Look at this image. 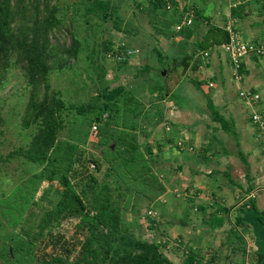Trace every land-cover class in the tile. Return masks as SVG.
<instances>
[{"label":"rangeland","instance_id":"rangeland-1","mask_svg":"<svg viewBox=\"0 0 264 264\" xmlns=\"http://www.w3.org/2000/svg\"><path fill=\"white\" fill-rule=\"evenodd\" d=\"M77 1L80 0H52L53 3H60L63 6L61 15L64 14L65 17V22L55 28L52 35L53 41L69 44L72 41V32L75 31L82 40V47L77 57L71 56L67 65L63 68L53 69L50 75L52 86L61 91L67 105L63 113L65 125L61 129L60 138L75 140L79 144L78 154L81 152V159H77L74 163L75 174L69 172L76 188L87 193L91 198L94 187L100 188L105 182L112 186L118 184L121 186V182H124L117 174L107 175L104 168L96 170L94 162L90 163V156H102L98 143L99 137L95 135L96 132L93 129V125H99V123H97L98 120L91 119V117L94 118V113L99 110H93L89 105V113L83 115L78 113L76 107L71 106V104H81L82 102L89 103L94 94L103 92L105 86L112 88L123 85L124 92L120 95V100L116 105L118 112L113 111L107 120H100V129L103 124L109 123L108 127L114 129L118 127L123 131H136L140 143L149 142L151 146L152 154L147 151V155L155 158V154H157L158 162H153V164L159 176L163 174L162 169L164 168L174 174L172 176L175 178L178 173L179 179H184L180 173H184L186 170L192 172L193 175L200 173L198 176L204 178L201 182H203L202 188L205 191L212 189L215 191L217 188L231 192L238 189L242 193L240 197H243L246 193L251 194V189L256 187L252 192L259 196L258 194L264 190V149L260 150L257 155H252L250 162H248V158L244 159V154L240 153L243 148L249 150L251 138L255 139L252 137L253 126L251 124L253 121L250 111L254 107L261 108L259 100L250 107L240 96L239 90L242 87L238 90L239 83L233 81H236V77L232 62L231 78L233 80H228V76L225 78L213 76L208 72V69L205 70L202 65L205 64L207 55L202 53V49L198 45V41L202 37L199 29L194 40L183 41L179 34L184 31V27L187 25H184L182 29L176 27L177 23L186 15L191 14L194 19V24L192 23L194 29L202 24L206 25L208 18L206 19L203 8L207 4H194L195 0L193 2L189 0L188 5L185 6L182 5L184 0H165L166 5L154 8L150 0H120L118 11L121 12V18L116 25L112 17L103 21L99 16L84 14L83 5L78 4ZM137 1H142L143 6L150 7V9H141V6L136 3ZM113 16L116 17V14ZM176 17L179 19L177 22ZM228 21L229 19H226L223 22L226 25ZM167 32H170V36L165 35ZM256 40H263V38ZM122 45L127 46L126 52L125 49H120ZM185 50H187L186 54L188 55L189 51L192 57L189 63L184 62V65H181L183 62L180 63L179 59ZM127 51L130 53L128 56ZM195 64L197 65L195 66ZM134 72L136 75L132 77ZM242 79H245L243 74L237 80ZM195 80L200 85H197ZM216 80L218 83L211 85L210 81L215 82ZM132 81H136V84L131 83ZM160 85L165 94L163 96L160 93ZM29 95L30 85H28L21 66L17 63L12 64L0 86V212L2 214L0 228L4 231L5 237L13 232L25 235V231H28L29 234L25 236L32 235L33 238H36L35 247L47 253L63 254L65 247L67 245L71 247V243L75 242L69 258L73 260L79 256L80 252L78 238H82L84 235L82 232H75V223L78 222V217H66L59 226L54 228L51 235L45 231L43 237L38 236V230L35 229L40 216L60 196L61 186L57 181L51 182L46 176H43L36 183L37 187H35V183L32 184L35 187L34 202L28 206L22 216H19L20 220L15 225L13 215L22 212L20 201L26 195V192L24 195V188L21 186L35 164L21 155L8 157V154L13 149L27 146L35 131V125L29 128L22 125V117ZM208 96H211L219 111L227 119L231 122L234 121L235 131L224 129L219 121L213 119V112L208 106ZM105 111L107 110L101 111L100 109L103 118L107 116ZM150 116L153 120H160V118H163L164 121L169 120V123L166 124L167 130H170V126L173 127L176 123L190 124L189 126L193 127L195 131L191 135H196V143H192L194 147L190 150L196 155H201L200 158L207 157L206 170H203L202 163L196 164L195 162H190V164L187 162L186 167H184V163L180 164L174 160L162 164L164 158L172 159L173 151L167 148V145L163 149H158L165 136L162 131L163 125H159L162 129L156 128L155 130L153 124L147 126ZM142 128H144L143 131ZM88 130L87 136L86 131L88 132ZM70 134L72 135L70 136ZM237 139L240 140V144L236 142ZM241 140L245 145H242ZM178 141L179 139H175L174 144ZM209 141L218 142V150L221 153L212 151L213 148L208 151L206 146L211 144ZM224 142L227 146L224 145ZM262 143L264 146V140ZM224 153L226 154L224 155ZM87 160L89 162L86 167ZM194 164L197 168L195 171L192 168ZM90 172L95 174L96 181L90 180ZM230 177L233 178L232 181ZM171 182L173 189L181 185L175 179H172ZM180 182L185 181L180 180ZM250 183L254 184L251 188ZM239 184L242 185L238 187ZM192 186L190 184L186 188L183 185L177 191L181 190L180 192L185 194V191L190 190ZM117 192L115 190V194ZM208 193L212 195V193ZM246 196V200L252 199L250 196ZM256 196L254 197L256 198ZM240 197H235L233 204L238 202ZM123 199L120 198L121 204ZM135 202L139 212L137 217H134L131 209L123 211V217H126V220L130 222L129 226L135 229L142 238L155 239L169 257L177 264H183L189 253L190 240L187 237L183 240L179 239L184 238V233L176 235L177 231L181 230L182 232L186 229L179 220L183 214L182 206L176 205L177 200L169 205H161V207L158 203H155L153 207L149 206L141 198ZM191 206L193 207V204ZM150 209L153 211L152 213L149 212ZM233 216L236 215L233 214ZM171 227L174 229L171 230ZM57 237L69 242L62 241L61 246H64L59 250H54V242ZM44 240L49 241V244H45ZM247 241L244 238L241 241L242 244L237 242L231 251L228 248L225 253L223 252L224 248L221 249L220 246L221 254L212 257L208 253L206 260L197 257L198 264H250V249L248 250L250 247L247 246ZM10 249L12 250L11 246ZM207 250L204 248L203 252ZM203 256H206V253Z\"/></svg>","mask_w":264,"mask_h":264},{"label":"trees","instance_id":"trees-1","mask_svg":"<svg viewBox=\"0 0 264 264\" xmlns=\"http://www.w3.org/2000/svg\"><path fill=\"white\" fill-rule=\"evenodd\" d=\"M150 1L154 8L166 5L165 0ZM119 2L120 0L77 1L78 4L83 5L84 14L99 16L103 21L112 17L114 24L121 18V12L118 11ZM136 3L141 9H150L143 6L142 1ZM243 7L244 4L234 6L232 16L241 15ZM62 9L64 8L60 3H53L52 0H0V86L10 66L14 63L19 64L30 85V95L22 117V125L25 128L35 125L29 144L13 149L8 154V157L21 155L35 164L21 186L26 195L20 201L22 212L13 215L15 225L20 220L19 216H22L28 206L34 202V188L37 187L39 178L46 176L51 182L57 181L61 190L58 200L40 216L35 227L38 236L43 237L45 231L51 235L63 219L76 216L79 220L75 223V232L84 234L82 238H78L80 252L79 256L70 260V252L74 249L72 247L75 242L71 243V247L67 245L63 254L47 253L35 247L36 238L32 235L25 236L29 234L28 231H25V235L13 232L5 237L4 231L0 228V263L177 264L160 248L159 242L155 239L142 238L129 226L130 222L126 217H123V211L128 209H131L134 217H137L139 214L135 202L137 199L141 198L153 207L157 197L165 189L164 181L154 168L155 160L151 155H147V151L152 154L149 143H140L136 131H123L118 127L114 129L108 127L109 123L103 124L100 129V120H107L113 111L118 112L116 105L124 92L123 85L112 88L105 86L103 92L94 94L89 103L82 102L71 106L76 107L78 113L83 115L89 113V105L93 110H99L91 119L98 120L99 123L95 135L99 137L102 156H90V163L94 162L96 170L104 168L107 175L117 174L124 182H121V186L120 184L112 186L105 182L100 188L94 187L90 198L87 193L78 190L72 180L69 172L75 174L74 163L77 159H81V152L79 154L77 152L78 142L60 138L61 129L65 125L63 113L67 105L61 91L52 86L50 75L53 69L67 65L71 56L77 57L82 47V40L73 31L71 43L53 41L55 28L65 22L64 14L61 15ZM114 14L116 17L113 16ZM229 39L230 33L225 26L211 23L198 44L200 48L205 49L225 43ZM126 48L127 46H120V49L125 51ZM253 54L263 57L255 52ZM243 69L244 61L240 70ZM195 82L200 85L198 81ZM159 88L161 96L165 95L161 85ZM207 100L213 112V119L219 121L224 129L235 131L234 123L219 111L212 98L208 96ZM100 109L107 110L105 111L107 116L103 118ZM88 133L89 130L86 131L87 136ZM88 162V160L85 162L86 167ZM90 180L96 181L94 173L90 172ZM115 190L118 191L117 194ZM250 197L254 199V196ZM120 198H124L122 204L119 202ZM252 199L248 200L249 205L255 207ZM1 223L0 221V227ZM238 231L232 230L233 238L238 240V244H242L244 236ZM61 237L55 239L54 250L64 246H61V242L64 241ZM44 241L45 244H49V241ZM188 246L189 253L183 264H198L196 249L192 245Z\"/></svg>","mask_w":264,"mask_h":264},{"label":"crops","instance_id":"crops-1","mask_svg":"<svg viewBox=\"0 0 264 264\" xmlns=\"http://www.w3.org/2000/svg\"><path fill=\"white\" fill-rule=\"evenodd\" d=\"M184 1L185 2H183L182 5L187 6L189 0H184ZM191 1L193 2L194 0ZM195 1L196 2H194V4H199V5L207 4L206 7L203 8V13L206 15V19L208 18L206 20L208 23L206 25L202 24L197 29H194L192 27L194 24V19H193V24H191V26L190 25L185 26L184 31L181 34H179L181 35L180 38L183 41H191L192 39L194 40L196 34L198 33V29H199V33H201V35L203 36L209 24L211 23L225 26V23L223 21L229 18H233L235 22L234 25L236 29L239 30V33L243 38L249 40L250 39L256 40L257 38H263L264 40V1L263 0H219V1L195 0ZM238 4H244V7L242 9L243 13L241 15H237L233 17L232 16L233 7ZM190 16L193 17L192 14ZM209 19L212 21H210ZM177 21H179V19L176 17V22ZM169 34L170 32H167L165 35H169ZM201 49H202V53H204L203 52L204 49L203 48ZM205 49L209 50V55H207V60L205 64L202 65L203 67H205V70L208 69V72L211 73V75L213 76H218V77L223 76L224 78L228 76L229 77L228 80L232 79L231 56L230 53L225 49L223 43L215 44ZM186 53L187 50H185L183 56L179 59L180 63L183 62L181 65H184V62L185 63L190 62L192 55L189 51H188V55ZM128 55H130V53L127 54V56ZM196 65L197 64H195V66ZM242 73H243V77H245L244 80L243 79L237 80L236 78L235 81L232 79L235 83H239L238 90L240 89V87H244V86L252 87L253 89H255L256 92L259 93V102H258L259 107L264 108V58L258 57L253 53L247 55L244 60V69ZM135 75L136 72L132 73V77H134ZM146 76L148 77V74ZM218 80H216L215 82L210 81L211 85H214V83L216 82L218 83ZM135 82L136 81H132L131 83L136 84ZM252 110L253 108H251L250 111L251 118H252ZM134 118L136 117L134 116ZM167 123H169V120L164 121L163 118H160V120L159 119L153 120L152 117L150 116L147 125L149 126V124H153L155 127L154 130L156 128L162 129V127L161 126L159 127V125H163L162 131L164 132L165 136L161 141V145H159L158 149H163L164 146L167 145V148L172 149L173 157L171 156L172 159L164 158L162 164H165L166 162L170 163L171 160H174L177 161V163L179 162L180 164L184 163V167H186L187 162L189 164L190 162L193 163L195 162L196 164L202 163L203 170H206V166L208 164V161L206 159L207 157L200 158L201 155L200 156L196 155L190 150L193 148H189L190 146L194 147L193 144L196 143L195 142L196 135L194 134L191 135V133L195 132L193 130V127H190L189 126L190 124L181 122V123H176V125L172 124L173 127L170 126V124H168L171 128L170 130H167L166 127ZM253 123L254 122H252L251 124L253 126L252 137H254L255 139L251 138L250 141L251 146L249 150H245L246 148H243L244 150L243 149L240 150V153L242 155L243 154L245 155L244 159L248 158L247 159L248 162H250V158L252 155H257V153L260 150L262 151L264 149L262 143V140H264V133L262 132V129H260L257 126V124L255 123L253 124ZM143 129L144 128H142V131ZM175 139L176 140L184 139L183 141L185 143V146H181L180 144H177L178 142L174 144ZM209 142L211 144L206 146L208 147V151L209 149L213 148L212 151L221 153V151L218 150L219 149L218 142L216 141L215 142L209 141ZM236 142L240 144V140L237 139ZM224 145H226V142H224ZM242 145H245L243 141H242ZM225 154L226 153H224V155ZM156 156L157 154H155V158L153 157L155 163L158 162V158H156ZM192 168L194 171L197 169L195 167V164ZM162 172L163 174L160 177L165 183V189L157 197L154 204L158 203L160 204L159 206L161 207V205L162 206L164 204L169 205V203H174L177 200L176 205L178 207L179 205L182 206L183 214L181 218L179 217L180 218L179 220H181V223L183 224V226L186 227V229L185 231L182 232L181 230L177 231L176 235L184 233L183 234L184 238L181 237L179 239L183 240L185 239V237H187V239L190 240L189 245H192L196 249L195 252H197L198 255L197 257H199L198 259L206 260L208 253H210L212 256H215L216 254H221L222 247L224 248L223 249L224 253L228 251L227 250L228 248L229 251H231L233 246L237 244V240L232 237L233 235L232 230L237 229L240 231L241 235L244 236L246 240H248L247 246L250 247L248 248V250L250 249L251 252V253L249 252V256H251L249 260L250 264H264V190L263 192L258 194L259 196L255 195L256 198L253 197L254 199L252 200L255 203V207L253 206L250 207L249 205L250 201L248 202V200H246L247 198L246 195H249V193H246L244 195L245 197L244 196L240 197L242 194L241 190L237 189L229 192L223 189L219 190L216 188L215 191L213 189L209 191H205V189L202 188L203 182H201V180H203L204 178L198 176L200 175V173L193 175L192 172H187L185 170L184 173L183 172L180 173V175L184 179H179L178 173L175 175L179 179L178 181L177 178L172 176L174 174H171L169 170L163 168ZM230 178H231L230 180L232 181L233 178L232 177ZM172 179H175L176 182L181 183L180 187L173 189V185L171 182ZM180 180H184L185 182H180ZM240 183L243 184V182ZM190 184H192L193 186L192 188H190V190L187 189L185 191V194H182L180 192L181 190H179V192L177 191L178 189H181L183 185H185V187L187 188L188 185ZM242 184H239V186L238 185L237 186L240 187V185ZM249 185H254V184L250 183ZM194 187L198 189H195ZM255 188H252L251 191L255 190ZM208 192L212 193V195L209 194ZM238 196L240 197V200L235 204H233L235 197L237 198ZM191 203L193 204V207L191 206L192 205ZM178 210L180 211V209ZM233 214H235L236 216L234 217ZM172 229L174 228L171 227V230ZM204 248L208 250L206 252H203ZM205 253L206 256H203Z\"/></svg>","mask_w":264,"mask_h":264},{"label":"built area","instance_id":"built-area-1","mask_svg":"<svg viewBox=\"0 0 264 264\" xmlns=\"http://www.w3.org/2000/svg\"><path fill=\"white\" fill-rule=\"evenodd\" d=\"M193 23V17L188 15L185 18H183L180 22L177 23L176 27L177 29H181L184 25H191ZM235 22L233 18H229V21L225 25V27L228 29L230 33V39L223 43L225 46V49L230 53L231 56V62L233 66V72L235 74V77L237 79L241 78L242 71L240 70L242 66V62L245 60V57L249 55L250 53H258L261 56L264 57V40H253V39H245L243 38L239 30L235 27ZM128 52V51H127ZM205 55H209V50L204 49L203 50ZM240 96L249 104L250 106H254L256 101L259 100V93L256 92L255 89L251 87H242L241 90H239ZM252 120L257 126L262 129V132L264 133V109L263 108H256L254 107L252 110ZM93 129L96 132L97 130V124L93 125ZM178 143L181 146H185V143L183 140H179ZM189 147V146H188ZM189 148H193L190 146ZM249 196H255V192H251ZM150 213L153 211L150 209Z\"/></svg>","mask_w":264,"mask_h":264}]
</instances>
